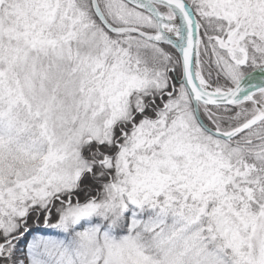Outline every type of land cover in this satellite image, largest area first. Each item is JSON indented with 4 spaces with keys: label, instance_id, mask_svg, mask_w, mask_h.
Segmentation results:
<instances>
[{
    "label": "snow or ice",
    "instance_id": "snow-or-ice-1",
    "mask_svg": "<svg viewBox=\"0 0 264 264\" xmlns=\"http://www.w3.org/2000/svg\"><path fill=\"white\" fill-rule=\"evenodd\" d=\"M0 264H264V0H0Z\"/></svg>",
    "mask_w": 264,
    "mask_h": 264
}]
</instances>
